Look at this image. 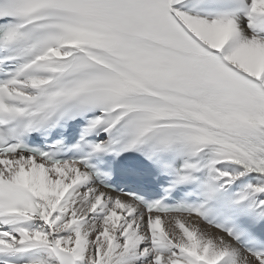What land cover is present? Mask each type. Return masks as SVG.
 Instances as JSON below:
<instances>
[{"label": "snow or ice", "instance_id": "1", "mask_svg": "<svg viewBox=\"0 0 264 264\" xmlns=\"http://www.w3.org/2000/svg\"><path fill=\"white\" fill-rule=\"evenodd\" d=\"M0 264H264V0H0Z\"/></svg>", "mask_w": 264, "mask_h": 264}]
</instances>
